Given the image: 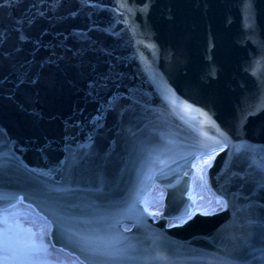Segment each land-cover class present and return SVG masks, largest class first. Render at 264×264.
<instances>
[{
    "label": "water",
    "instance_id": "obj_1",
    "mask_svg": "<svg viewBox=\"0 0 264 264\" xmlns=\"http://www.w3.org/2000/svg\"><path fill=\"white\" fill-rule=\"evenodd\" d=\"M62 2L0 0V50L12 52L0 67V208L22 203L49 222L53 211H62L72 219L63 228L50 223L48 239L84 264L73 234L109 236L123 225L130 226L129 241L147 250L141 264L152 257L165 264L232 260L237 238L252 231L247 201L232 195L242 187L233 173L251 169L232 144L244 138L264 145V111L237 128L241 111L264 101V0H68L57 7ZM24 17L34 21L23 27L27 42L14 23ZM20 71L39 82L17 87ZM105 75L107 87L90 96L88 83ZM113 93L124 97L114 109L105 103ZM28 97L34 102L22 110ZM66 122L78 126L66 131ZM218 129L231 139L208 177L216 194L227 193L230 207L167 226L169 218L189 213L192 162ZM157 185L165 191L161 215L145 212L139 225L123 219L115 229L94 219L97 205L136 194L144 199ZM55 188L70 191L52 193ZM255 200L259 233L264 192ZM253 255L259 253L244 256L247 264H258Z\"/></svg>",
    "mask_w": 264,
    "mask_h": 264
},
{
    "label": "snow or ice",
    "instance_id": "obj_2",
    "mask_svg": "<svg viewBox=\"0 0 264 264\" xmlns=\"http://www.w3.org/2000/svg\"><path fill=\"white\" fill-rule=\"evenodd\" d=\"M120 7L127 11L129 14L132 13L133 9L129 8L127 3H123ZM250 7V6H248ZM149 5L145 4L142 11L147 14ZM43 15V13H40ZM18 27L15 31L20 33L18 39L21 42H27L30 38L23 32V27L25 24L31 26L34 21L30 18L24 17L14 21ZM2 35V34H0ZM4 40L0 39V44H3ZM155 48V45H152ZM14 51H20L19 48ZM12 56V52H7L0 50V67H3L5 62L9 60ZM55 61L49 59L47 64H54ZM23 68V65L21 66ZM251 74L253 76L257 75V68L251 69ZM17 87L28 83L31 85H36L39 82V76L33 77L28 71H20L17 74ZM110 77L105 75L101 76L98 80H92L88 83L89 95H98L97 90L102 91L107 87V81ZM12 97L9 96V99ZM124 97H120L113 93L112 96L108 98L105 102L111 105L114 109L116 105ZM34 100L30 97L26 98L25 102L21 103L19 107L22 110H26V103H33ZM138 104L139 101H134ZM260 111H264V101L254 107L248 106L241 111L238 118L237 128L238 131L242 130L247 124L248 118L257 115ZM98 115L93 119L99 121L101 115L103 114L98 110ZM32 116H39L35 110L29 113ZM207 116V113H204ZM210 120V117H209ZM76 123L66 122V131L77 127ZM219 137L216 139L206 138L199 145L201 156H206V159L201 160V164L207 167L212 166V161L218 153L215 152L216 147H220V151H224L226 147L229 146L230 136L227 132L219 130ZM69 137L66 136L65 139ZM211 141V142H209ZM235 149L234 156H243L245 161H247L248 169L251 171H245L243 174L236 172L233 176L242 182V187L239 193H233L232 195L236 198H243L247 201L246 208L249 212V219L247 223L252 228V231L247 235H242L237 238V247L234 248V253H239V255L234 256L232 260H224L223 264H247L244 259L251 250L253 253H259V256L253 255V259L258 261V264H264V239H259V237H264V229L258 233L256 231L257 221L255 219V209L257 203L255 197L258 192H264V145H257L250 143L247 139L241 138L238 142L232 144ZM43 151V149H38ZM247 188V192L244 189ZM70 189L55 188L52 189V193L56 192H69ZM49 199L58 203L55 196L50 193L46 194ZM227 193H222L221 196H217L214 200L216 205L211 211H204L203 215H212L217 211H224L230 207V203L227 199L223 198ZM0 199H4L0 196ZM24 197H19L18 202H23ZM143 203L145 206L143 209L139 208L138 205ZM213 203V202H210ZM264 207V206H261ZM15 205L9 204L7 207L0 208V264H47L45 260L41 257L47 254V248L43 243L42 238H38V234L33 232L30 228H24L20 223V214L14 211ZM149 216L155 217L161 215L159 212L149 211L147 202L144 201L139 194L134 197L129 198L126 201H113L107 205H97V212L94 219L101 223H107L109 227L115 229L120 225L123 219L135 220L136 224L139 225L144 220V213ZM187 220L180 218L179 224H169V227H182L188 220H191L195 213L186 212ZM72 219L71 217H66L63 215L62 211H53V219L50 221L52 225L58 228L64 227V222L66 220ZM90 220L88 223H92ZM49 222L45 219V226ZM67 231V229H65ZM97 232L89 234H78L73 235L78 236L77 242L81 245L82 251L85 254V261L87 264H141L143 257L141 255L142 251H147L146 249H141L140 243H132L129 241L128 237L124 233L130 232L131 229L124 228L122 232H115L112 235L105 236L98 234ZM44 230H41L39 234L42 237ZM257 244L260 246L257 247ZM151 264H165L162 257H152Z\"/></svg>",
    "mask_w": 264,
    "mask_h": 264
},
{
    "label": "rangeland",
    "instance_id": "obj_3",
    "mask_svg": "<svg viewBox=\"0 0 264 264\" xmlns=\"http://www.w3.org/2000/svg\"><path fill=\"white\" fill-rule=\"evenodd\" d=\"M206 156H198L194 161V175L191 181V186L188 192L190 197V213L211 211L216 207L214 200L217 197L208 187L206 178L207 166L201 164L202 159ZM164 191L160 187H156L153 192L144 200L147 202L149 211L160 212L162 209ZM213 202V203H210ZM143 206H145L143 204ZM14 211L20 214V223L24 228H30L33 232L38 234V238H42L44 245L47 248V254L42 255V259L47 264H81L76 258L68 255L67 253L51 246L47 233L50 229V224L45 226V219L36 214L30 207L19 204L15 206ZM184 219V218H183ZM179 224L180 219H169L168 224ZM44 230L42 237L39 236L41 230Z\"/></svg>",
    "mask_w": 264,
    "mask_h": 264
},
{
    "label": "bare ground",
    "instance_id": "obj_4",
    "mask_svg": "<svg viewBox=\"0 0 264 264\" xmlns=\"http://www.w3.org/2000/svg\"><path fill=\"white\" fill-rule=\"evenodd\" d=\"M218 151H220V147H218V148L215 149V152H218ZM200 155H201V154L199 153V154L197 155V157L200 156ZM195 160H196V158H195ZM195 160H194V161H195ZM194 161H193V164H192V165H193V169H194ZM193 175H194V179H195V176H196V170H194V174H193ZM192 178H193V176H192ZM192 178H191V179H192ZM191 181H192V180H191ZM207 182H208V180H207ZM190 186H191V185H190ZM208 187H209V184H208ZM209 189L211 190V188H209ZM188 192H189V190H188Z\"/></svg>",
    "mask_w": 264,
    "mask_h": 264
}]
</instances>
